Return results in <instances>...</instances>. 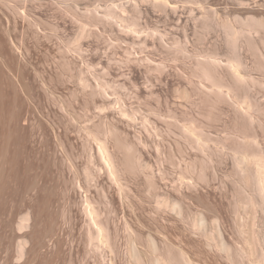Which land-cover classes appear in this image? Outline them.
Here are the masks:
<instances>
[{
  "label": "rangeland",
  "instance_id": "rangeland-1",
  "mask_svg": "<svg viewBox=\"0 0 264 264\" xmlns=\"http://www.w3.org/2000/svg\"><path fill=\"white\" fill-rule=\"evenodd\" d=\"M254 21L264 0H0V264H264Z\"/></svg>",
  "mask_w": 264,
  "mask_h": 264
},
{
  "label": "bare ground",
  "instance_id": "bare-ground-1",
  "mask_svg": "<svg viewBox=\"0 0 264 264\" xmlns=\"http://www.w3.org/2000/svg\"><path fill=\"white\" fill-rule=\"evenodd\" d=\"M121 16V15H120ZM104 17H106V15H104ZM106 19H110V21H112V17H106ZM255 21H257V20H255ZM254 21V22H255ZM254 24V23H253ZM249 25H251V24H249ZM248 25V26H249ZM251 28L248 30V32H249V37H248V40L246 41V43L249 45V46H253V41H254V39H253V36L252 35H256L257 36V38H258V40L260 41V43L259 44H263L264 45V21L263 22H255V24L254 25H252V26H250ZM235 30H237V29H235ZM246 29H244V31H245ZM242 32V31H241ZM233 34L235 35V37L236 36H238L240 33L239 32H237V31H234L233 32ZM245 34H247V33H245ZM243 37H244V35H243ZM242 37V38H243ZM241 38V37H240ZM245 38V37H244ZM247 39V38H246ZM257 41V40H256ZM239 42V41H238ZM240 43V42H239ZM256 45V44H255ZM236 46H238V45H236ZM258 46V45H257ZM254 47V46H253ZM256 47V46H255ZM254 47V48H255ZM264 47V46H263ZM240 59V58H239ZM241 60V59H240ZM242 62V61H241ZM213 68H210V67H205L204 69H203V72H204V75L208 78V80L210 79H215L216 80V76H217V68H219V64L217 63V62H214L213 64ZM233 65V64H232ZM235 65V64H234ZM243 66V65H242ZM263 67H264V64H263ZM231 68H233L232 70H233V73H234V75L236 76V78L238 79V80H240V81H244L245 79H244V77L243 76H241L240 75V73L238 72V70L237 69H235L233 66H231ZM223 88V87H222ZM220 90H222V89H220ZM223 94V93H222ZM244 161H240V163L239 164H242ZM262 192H264V187L262 188ZM98 236V235H97Z\"/></svg>",
  "mask_w": 264,
  "mask_h": 264
}]
</instances>
